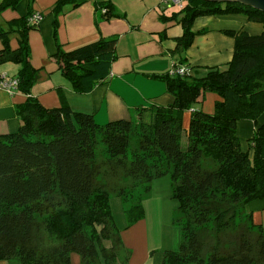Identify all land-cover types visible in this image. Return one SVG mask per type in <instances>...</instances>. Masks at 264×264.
Listing matches in <instances>:
<instances>
[{
	"label": "trees",
	"instance_id": "1",
	"mask_svg": "<svg viewBox=\"0 0 264 264\" xmlns=\"http://www.w3.org/2000/svg\"><path fill=\"white\" fill-rule=\"evenodd\" d=\"M20 1L3 0L0 11ZM68 4L75 1L57 0L51 12ZM177 12L170 18L182 28L179 52L201 33L192 30L198 17L238 15L261 31L224 30L234 41L225 70L159 77L173 98L170 105L151 106L148 118L141 113L104 125L71 111L61 93L62 103L51 109L30 96L39 70L30 64L27 33L38 23L28 21L31 10L15 23L18 48L9 50L5 41L0 62L20 65L17 91L26 99L16 107L18 130L0 136V261L71 264L77 255L80 264H118L123 246L110 196L122 199L129 227L142 219L141 202L153 180L167 176L178 203L172 221L180 243L177 251L163 252V264H264V228L245 212L264 199V12L210 0H184ZM114 46L113 38L70 52L57 44L56 61L74 92L89 93L106 81L117 58ZM206 94L216 97L212 113L194 109L184 128L183 114ZM243 121L253 124L244 141L237 134ZM108 174L143 189L134 196L109 188L101 181ZM208 225L215 243L206 250L202 231ZM121 264H128L127 256Z\"/></svg>",
	"mask_w": 264,
	"mask_h": 264
},
{
	"label": "crops",
	"instance_id": "2",
	"mask_svg": "<svg viewBox=\"0 0 264 264\" xmlns=\"http://www.w3.org/2000/svg\"><path fill=\"white\" fill-rule=\"evenodd\" d=\"M56 1L21 0L14 8L0 11V52L5 44L9 50L16 51L19 34L15 23L29 10L40 13L41 21L27 33L30 64L39 70V79L30 96L47 109L59 107L64 101L71 111L92 115L99 125L119 119L136 120L141 113L148 118L151 106L170 105L173 98L167 93L166 83L159 77L171 76L174 65L186 67L188 73H193L197 72L195 69L217 66L220 62L215 60L222 57L230 62L234 41L223 31L243 29V24L239 26V22L249 23L238 15L198 17L193 21L192 30L201 33L194 36L189 48L179 52L176 39L181 37L182 28L170 18L174 12L170 14L166 11L168 6L163 0H74V5L68 4L55 14L51 11ZM257 30L254 27L252 33ZM107 38L115 39L117 56L111 64L108 78L89 93L74 92L56 61L57 44L62 51L70 52ZM19 69V64L1 61L0 80L16 79ZM207 96H210L212 108L205 113L210 114L216 101L214 95L206 94L198 103L204 102ZM25 99L17 89L9 92L0 88V136L18 130L20 121L16 107ZM194 109L183 114L184 128ZM237 130L248 139L253 124L240 122ZM117 198L121 213L119 226L112 216L123 246L118 264L126 256L128 264H163V252L177 251L180 243L179 228L177 230L172 223L178 203L171 196L169 177L153 180L150 192L141 202L142 219L129 227H126V206L121 198ZM149 202L155 204L146 206L145 203ZM245 212L249 213L254 225L264 228V199L248 204ZM157 228L161 230L160 242L159 236H155ZM0 264L19 263L8 260L0 261ZM71 264H80L77 255L71 256Z\"/></svg>",
	"mask_w": 264,
	"mask_h": 264
},
{
	"label": "rangeland",
	"instance_id": "3",
	"mask_svg": "<svg viewBox=\"0 0 264 264\" xmlns=\"http://www.w3.org/2000/svg\"><path fill=\"white\" fill-rule=\"evenodd\" d=\"M177 10H178V8H176V7H168L167 9H166V11L168 12V13H178L177 12ZM167 13V14H168ZM178 17H180V14L179 15H177ZM241 24H243V30L245 31V32H247V33H249V34H255V33H258V32H260L261 31V27H260V25H257V24H249V23H242V22H239V26L241 25ZM255 25V26H254ZM254 27H257V31L255 32V33H252L253 32V30H254ZM240 29V28H239ZM215 62H220V63H217V67L220 69V70H225L226 69V67H227V59H224L223 57L221 58V59H216L215 60ZM195 70H197V72L195 71V72H193V75L194 76H203L204 74H205V70L206 69H202V68H200V69H195ZM210 95H213V94H210ZM211 102H210V96H207V98L205 99V101L204 102H201V103H198V104H195L194 106H193V108H196L198 111H202V112H207L208 110H211ZM184 121H186V119H184ZM188 124V123H187ZM237 134H238V136H242L241 138V140H244L245 139V137L243 136V135H241V131L239 132H237ZM183 144H184V142H183ZM100 150H101V148H100ZM211 162L210 161H206L205 163H204V166L205 167H211ZM103 183H105L109 188H115V190L116 191H118L119 189H121V188H124V189H126L127 191H129L130 193H132V192H135L134 193V196H136V194H137V192H140V191H142L141 189H143L142 188V186L140 185H134V182H132L130 179H128V178H123V177H120V174H117L116 176H113V175H110V174H108V176L107 177H105L104 179H102L101 180ZM138 189V190H137ZM109 204H110V210H111V213L113 214V216H114V218H115V222L117 223V225L118 224H121V217H120V210H119V204H118V198L116 197V196H114V195H111V197H110V199H109ZM155 203L153 202L152 203V205H154ZM145 205L146 206H148V205H151V202H149L148 204H146L145 203ZM151 205V206H152ZM239 212V211H238ZM147 214H149V213H147ZM238 215H239V213H238ZM240 215H241V213H240ZM149 216V215H148ZM151 218V217H150ZM239 221H241V220H239L238 219V221H237V223H239ZM173 223V222H172ZM174 224V223H173ZM119 226V225H118ZM174 226H175V228L177 229V228H179L176 224H174ZM162 227V226H161ZM160 227V228H161ZM160 228H157V231L155 232V236L157 237V236H159V242L161 241V238H160V234H161V230H160ZM210 225H208V227H206L203 231H202V234H203V236H204V242L206 243V245H207V247H205L206 248V250H208L209 248L208 247H210V246H212L214 243H215V241H214V237L212 236V233L210 232ZM238 229H239V225H238ZM178 230V229H177ZM179 231H180V228H179ZM239 231V230H238ZM203 236H202V238H203ZM179 239H180V235H179V237H178ZM48 242V241H47ZM228 241H224V240H221V243L222 244H226ZM50 243V242H49ZM48 244V243H47ZM51 244V243H50ZM222 246V245H221Z\"/></svg>",
	"mask_w": 264,
	"mask_h": 264
},
{
	"label": "built area",
	"instance_id": "4",
	"mask_svg": "<svg viewBox=\"0 0 264 264\" xmlns=\"http://www.w3.org/2000/svg\"><path fill=\"white\" fill-rule=\"evenodd\" d=\"M163 3L168 7L181 8L183 0H163ZM41 19H42V16L40 13H33L29 17L28 21L32 23H38L39 21H41ZM187 74H188V69L183 66L174 65L172 70L170 71L171 76H176V75L184 76ZM17 84L18 82L16 79L5 78V79L0 80V88L6 89L9 92L16 90Z\"/></svg>",
	"mask_w": 264,
	"mask_h": 264
},
{
	"label": "water",
	"instance_id": "5",
	"mask_svg": "<svg viewBox=\"0 0 264 264\" xmlns=\"http://www.w3.org/2000/svg\"><path fill=\"white\" fill-rule=\"evenodd\" d=\"M213 2H236L264 12V0H210Z\"/></svg>",
	"mask_w": 264,
	"mask_h": 264
}]
</instances>
